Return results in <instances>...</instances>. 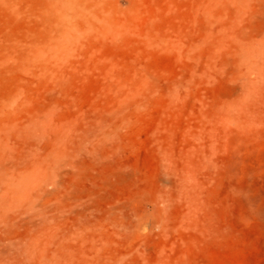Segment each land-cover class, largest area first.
Here are the masks:
<instances>
[{
	"label": "rangeland",
	"instance_id": "obj_1",
	"mask_svg": "<svg viewBox=\"0 0 264 264\" xmlns=\"http://www.w3.org/2000/svg\"><path fill=\"white\" fill-rule=\"evenodd\" d=\"M0 264H264V0H0Z\"/></svg>",
	"mask_w": 264,
	"mask_h": 264
}]
</instances>
